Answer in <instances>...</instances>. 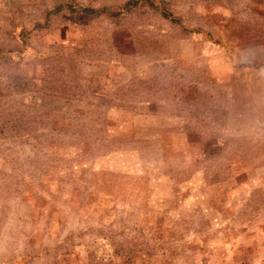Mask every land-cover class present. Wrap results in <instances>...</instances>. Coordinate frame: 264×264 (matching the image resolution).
<instances>
[{
  "label": "rangeland",
  "instance_id": "1",
  "mask_svg": "<svg viewBox=\"0 0 264 264\" xmlns=\"http://www.w3.org/2000/svg\"><path fill=\"white\" fill-rule=\"evenodd\" d=\"M0 264H264V0H0Z\"/></svg>",
  "mask_w": 264,
  "mask_h": 264
},
{
  "label": "trees",
  "instance_id": "2",
  "mask_svg": "<svg viewBox=\"0 0 264 264\" xmlns=\"http://www.w3.org/2000/svg\"><path fill=\"white\" fill-rule=\"evenodd\" d=\"M77 145L81 146V143L79 142ZM77 145H76V146H77Z\"/></svg>",
  "mask_w": 264,
  "mask_h": 264
}]
</instances>
